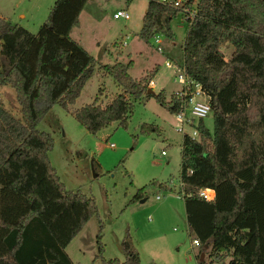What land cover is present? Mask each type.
Returning a JSON list of instances; mask_svg holds the SVG:
<instances>
[{
	"label": "trees",
	"instance_id": "obj_1",
	"mask_svg": "<svg viewBox=\"0 0 264 264\" xmlns=\"http://www.w3.org/2000/svg\"><path fill=\"white\" fill-rule=\"evenodd\" d=\"M87 1L55 0L36 33L0 14V82L16 87L24 112L18 118L0 102V264H76L66 247L98 211L94 197L66 187L49 156L54 137L38 127L55 104L69 108L76 101L99 62L72 35ZM196 7L184 60L209 96L214 127L201 119L199 139L183 136L180 178L188 225L222 264H264V0H197ZM182 11L183 4L149 0L140 36L174 38L171 20ZM228 42L234 50L227 58L222 46ZM133 64H100L123 90L105 105L96 96L74 110L91 132L117 120L127 127L134 101L143 96L179 110L178 94L168 100L164 89L148 92L157 67L138 78L129 71ZM141 131L159 132L160 126L144 122ZM201 186L214 188L215 198L203 197ZM121 245L125 259L108 264H141L129 232Z\"/></svg>",
	"mask_w": 264,
	"mask_h": 264
},
{
	"label": "rangeland",
	"instance_id": "obj_2",
	"mask_svg": "<svg viewBox=\"0 0 264 264\" xmlns=\"http://www.w3.org/2000/svg\"><path fill=\"white\" fill-rule=\"evenodd\" d=\"M128 1L88 2L85 11L92 8L93 19L82 15L80 28H75L72 35L99 62L69 108L57 103L38 122L40 129L54 137L49 156L66 187L94 197L98 206L97 213L66 250L76 264H108L106 260L115 257L124 260L121 242L129 232L133 245L140 251L141 264H199L198 254L208 264H222L209 246L203 250L201 244L193 242L195 235L188 225L180 180L183 134L176 129L175 114L151 96L134 102L127 127L117 120L94 133L74 115V110L92 102L96 96L100 102H106L107 97L117 94L118 83L99 67L117 59L124 62L134 59L129 68L134 77L157 67L154 78L151 77L156 83L154 92L165 86L168 100L182 86L173 70L166 66V60L171 57L183 60L189 21L179 12L171 20L174 38L157 33L148 41L139 34L146 0H134L130 6ZM54 2L0 0V14L36 33L47 20ZM123 7L129 9L130 18L114 16ZM156 36L162 40V50L158 49ZM222 49L228 58L234 45L228 42ZM0 102L16 117L24 118L13 84L0 82ZM204 120L213 129L212 111ZM144 122L160 126V131L142 132ZM140 187H144L143 196L133 199Z\"/></svg>",
	"mask_w": 264,
	"mask_h": 264
},
{
	"label": "built area",
	"instance_id": "obj_3",
	"mask_svg": "<svg viewBox=\"0 0 264 264\" xmlns=\"http://www.w3.org/2000/svg\"><path fill=\"white\" fill-rule=\"evenodd\" d=\"M162 2L171 3L174 5L183 4V13L186 15V19L191 24L197 17V7L196 3L186 4V0H161ZM114 16L117 18L123 17L128 19L131 17V13L125 9L120 8L115 11ZM156 42H158V49L162 50L160 45L162 40L156 36ZM166 66L173 70L175 79L180 80L182 86L178 88L175 93L181 97L180 108L175 112V116L178 119V124L176 125L177 131L181 132L184 135H188L194 139H199V129L198 124L201 119H204L208 116L211 111V103L209 96L204 90L202 83L195 80L190 75H188L185 65V60L181 62L169 58L166 60ZM156 83L154 79L149 81V88L155 87ZM154 89V88H153ZM112 146L115 144L112 142ZM163 153H166L163 150ZM183 197L185 190L183 189L184 182L181 180ZM199 193L208 200H213L216 196V191L212 187L201 186L199 188ZM160 197V196H158ZM195 244H200V240L197 238L193 239Z\"/></svg>",
	"mask_w": 264,
	"mask_h": 264
},
{
	"label": "crops",
	"instance_id": "obj_4",
	"mask_svg": "<svg viewBox=\"0 0 264 264\" xmlns=\"http://www.w3.org/2000/svg\"><path fill=\"white\" fill-rule=\"evenodd\" d=\"M89 1H91V0H88L87 1V3H86V5H85V7H84V9L82 10V12H81V14H80V24L78 25V26H76V27H74V29L75 28H80V25H81V17H82V15H84V14H86L89 18H91V19H93V9L91 8V9H89V11H85V8H86V6H87V4H88V2ZM96 1V0H95ZM134 0H129L128 1V5L130 6L131 5V3L133 2ZM148 2H149V0H146V2H145V6H146V8H147V5H148ZM123 8H125V7H123ZM146 8H145V11H146ZM125 9H127L128 11H129V9L128 8H125ZM91 10H92V12H91ZM130 12V11H129ZM22 16H25V14H22ZM141 26H142V24H141ZM141 26H140V28H141ZM140 28H139V31H140ZM73 29V30H74ZM73 32V31H72ZM186 37V36H185ZM185 39V38H184ZM184 42V41H183ZM125 43V42H124ZM126 44V43H125ZM171 58H173V57H171ZM150 70V69H149ZM148 71V70H147ZM141 76H143V75H141ZM140 76V77H141ZM155 76V75H154ZM154 76L152 77V78H154ZM139 78V77H138ZM151 78V79H152ZM116 81V80H115ZM117 82V81H116ZM118 83V82H117ZM161 89H164L165 90V92L167 93L166 95H168V92H167V90H166V87L165 86H163L162 85V88ZM123 89H122V86L121 85H119L118 84V92L117 93H119V92H121ZM155 91V90H154ZM154 94H156V92L155 93H153V95ZM115 96V95H114ZM114 96H111V97H107V99H108V101L110 100V99H112ZM143 97H145V96H143ZM142 97V98H143ZM141 99V98H140ZM108 101H106V102H101L103 105L104 104H106ZM136 101V100H135ZM134 101V102H135ZM182 141H183V139H182ZM181 149H182V144H181ZM182 158V157H181ZM181 180V179H180ZM68 246V245H67ZM67 248V247H66Z\"/></svg>",
	"mask_w": 264,
	"mask_h": 264
},
{
	"label": "water",
	"instance_id": "obj_5",
	"mask_svg": "<svg viewBox=\"0 0 264 264\" xmlns=\"http://www.w3.org/2000/svg\"><path fill=\"white\" fill-rule=\"evenodd\" d=\"M148 92L155 93L153 88H149Z\"/></svg>",
	"mask_w": 264,
	"mask_h": 264
}]
</instances>
